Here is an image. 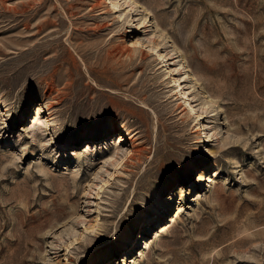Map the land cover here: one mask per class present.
Listing matches in <instances>:
<instances>
[{"label": "rangeland", "instance_id": "1", "mask_svg": "<svg viewBox=\"0 0 264 264\" xmlns=\"http://www.w3.org/2000/svg\"><path fill=\"white\" fill-rule=\"evenodd\" d=\"M136 1L0 0V264H264V0Z\"/></svg>", "mask_w": 264, "mask_h": 264}, {"label": "bare ground", "instance_id": "2", "mask_svg": "<svg viewBox=\"0 0 264 264\" xmlns=\"http://www.w3.org/2000/svg\"><path fill=\"white\" fill-rule=\"evenodd\" d=\"M99 4L97 5V7H99V8H101L100 10H104L105 12H107V13H111V12H116V10L118 9V7H117V4H115V3H113V2H110V3H106V0H99V2H98ZM105 4H106V6H105ZM132 5H131V7H134L135 6V8L139 5L138 4V2L136 1V0H133V2L131 3ZM103 6H104V8H103ZM108 6H109V8H108ZM143 7H141V9H142ZM144 12H147V10L146 9H144L143 10ZM162 59H165V57H161ZM174 82H178V81H176V80H174ZM184 96H185V94H183ZM205 106L207 107V109L209 110V113H211L212 115H214V113L216 112V109H215V107H214V101L212 100V99H210V98H206V102H205ZM38 108V110H37V114H39L40 115V113H44L45 111H48L49 113H51V109L50 108H48V107H43V106H39V107H37ZM45 108V109H44ZM189 109H190V113L191 114H194L195 115V120H201V119H205V118H207V117H203V114L204 113H195L194 112V109L189 105ZM203 125V129L205 130V124H202ZM118 134H121L122 132L124 133V135L126 136V135H129L130 137L128 138V140H130V138H132L134 135L131 133V132H128V130H126V129H124V127H119L118 128ZM209 141V140H208ZM130 146V149L127 151V159H134L135 157H137V156H139L140 154H141V150H139L137 147H135L132 143L129 145ZM208 149L206 150V153L205 154H208ZM211 153V152H210ZM209 153V154H210ZM203 179V175H199V180L200 181H203L202 180ZM209 181V180H208ZM213 181V180H212ZM212 181H209L210 183L212 182ZM202 183V182H201ZM179 189H180V191L182 190L181 189V187H179ZM176 195V193L175 194H173V196H175ZM149 209V211H151V212H157V209H155V207H149L148 208ZM180 212V211H179ZM178 212V213H179ZM144 218V219H143ZM143 220L144 221H146V220H150V217H149V215H144L143 216ZM145 235V234H144ZM126 242H128L127 241V239L126 240H124V243H126Z\"/></svg>", "mask_w": 264, "mask_h": 264}]
</instances>
